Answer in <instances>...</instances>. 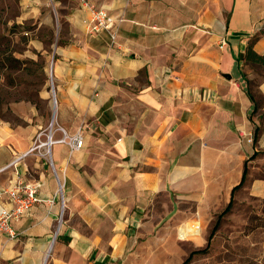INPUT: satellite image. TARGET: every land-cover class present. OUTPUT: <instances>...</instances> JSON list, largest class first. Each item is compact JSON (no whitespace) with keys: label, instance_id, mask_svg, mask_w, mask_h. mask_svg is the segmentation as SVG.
Masks as SVG:
<instances>
[{"label":"crops","instance_id":"crops-1","mask_svg":"<svg viewBox=\"0 0 264 264\" xmlns=\"http://www.w3.org/2000/svg\"><path fill=\"white\" fill-rule=\"evenodd\" d=\"M90 1L121 20L115 45L87 33L75 0L55 10L19 0L30 51L47 76L54 63L56 103L41 90L44 108L14 103L12 119L0 116V188L38 184L41 200L11 222L14 238L0 231V264H183L209 243L220 255L189 264L261 259L264 64L246 52L255 40L264 57V0ZM78 133L81 150L54 143L46 154L50 134ZM191 225L200 243L180 239ZM239 246L246 258L235 262Z\"/></svg>","mask_w":264,"mask_h":264},{"label":"rangeland","instance_id":"rangeland-1","mask_svg":"<svg viewBox=\"0 0 264 264\" xmlns=\"http://www.w3.org/2000/svg\"><path fill=\"white\" fill-rule=\"evenodd\" d=\"M19 15V0H0V116L7 119H12V115L5 110L10 109L14 103L32 102L36 103L38 107L44 108L45 106L41 104L38 98L41 90H48L52 95L51 103L54 100L51 93V64L47 76L44 71V57L31 52L29 49L30 38L25 36V33L31 31V26L20 25L18 23ZM257 70L261 75H264V65H260ZM61 186L64 188V184ZM202 237L203 230L199 226L191 225V227L182 228L180 231L181 240L191 238L193 242L200 243ZM258 239L260 241L261 259H258L256 254L255 262L259 261L258 264H264V237L259 236ZM180 243H182L180 245L182 250H190L183 244V241ZM193 247L197 250L206 248V246L199 244ZM243 247L234 248L229 258H236L235 262L245 260L246 255ZM213 251L220 255L221 244H215L214 248L209 249L208 252ZM202 256L204 255L202 254ZM201 258L194 260V264H210V262H206L205 257ZM247 258L245 264L249 261ZM217 262L220 263L214 259L213 263L217 264Z\"/></svg>","mask_w":264,"mask_h":264},{"label":"built area","instance_id":"built-area-1","mask_svg":"<svg viewBox=\"0 0 264 264\" xmlns=\"http://www.w3.org/2000/svg\"><path fill=\"white\" fill-rule=\"evenodd\" d=\"M62 0H49V6L52 9H56L57 5ZM77 4L82 8L89 11L90 17L86 21V30L89 35L107 33L110 37V45L113 46L117 42L118 38V28L117 25L120 21H117L114 16L110 14L104 8H98L90 0H75ZM227 42L225 39L221 41V47H225ZM53 66L51 64V87L54 93V78H53ZM54 143L66 144L70 148V152L79 151L83 148L84 141L80 133L69 137L64 135L59 140H53L51 134L48 136V140L44 143L51 151V146ZM53 167L52 162L50 161ZM40 186L38 184L17 182L14 185H10L7 188H0V231L8 234L10 237L14 238L15 234L11 227L12 221H19L37 206L41 200L38 195ZM60 184V194L62 193ZM4 199H8L12 203V208L2 207V202Z\"/></svg>","mask_w":264,"mask_h":264},{"label":"trees","instance_id":"trees-1","mask_svg":"<svg viewBox=\"0 0 264 264\" xmlns=\"http://www.w3.org/2000/svg\"><path fill=\"white\" fill-rule=\"evenodd\" d=\"M254 41H255V40H254ZM254 41L252 40V42H250V44L248 45L247 52H246V59H247L248 61H251V60H253V59H257L258 63H260V64H264V57H260V56H258V55L254 52V50H253ZM256 110H257V106H256ZM258 133H259V130L256 131V136H255V138H254V142H256V140H257ZM256 156H257V153H255V154L250 158V160L255 159ZM247 164H248V161H246V164H245V175H246V173H247ZM245 175H244V178H245ZM243 180H244V179H243ZM242 184H243V182H242L241 184L237 185V186L233 189V193H234L237 189H239V188L242 186ZM232 204H233V201L230 203V205H229L228 208L224 211V213H222L221 215H219L218 220H217V223H216V225H215V227H214V229H213V233H212V234H214V233L218 230V228H219V226H220V223H221V219H222V217H223L224 215H226V214L231 210V208H232ZM209 247H210V243H209V245H208V247H207L206 249L193 252V253L191 254V256H190V257H189V258H188L183 264H189V263L191 262V260H192L193 255H195V254H205V253H207Z\"/></svg>","mask_w":264,"mask_h":264},{"label":"bare ground","instance_id":"bare-ground-1","mask_svg":"<svg viewBox=\"0 0 264 264\" xmlns=\"http://www.w3.org/2000/svg\"><path fill=\"white\" fill-rule=\"evenodd\" d=\"M56 99H54V105H55V103H56V101H55ZM46 153L48 154V155H50V149L47 147V149H46Z\"/></svg>","mask_w":264,"mask_h":264}]
</instances>
